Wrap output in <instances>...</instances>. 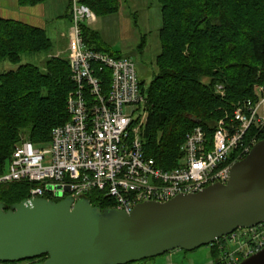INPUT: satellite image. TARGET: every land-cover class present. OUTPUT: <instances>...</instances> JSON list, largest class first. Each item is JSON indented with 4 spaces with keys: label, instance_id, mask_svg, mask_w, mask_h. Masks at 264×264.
<instances>
[{
    "label": "trees",
    "instance_id": "trees-1",
    "mask_svg": "<svg viewBox=\"0 0 264 264\" xmlns=\"http://www.w3.org/2000/svg\"><path fill=\"white\" fill-rule=\"evenodd\" d=\"M17 1L23 8L47 2ZM156 2L161 17L160 53L149 85L139 83L147 114L141 140L145 155L158 168L170 170L177 166L179 149L187 134L201 128L210 139L217 123L231 117L239 103L255 99L256 86L264 88V0ZM80 3L95 17L117 11V0ZM67 4L69 8L70 0ZM81 31L88 49L121 58L104 49L98 34L86 25L81 26ZM51 47L43 29L0 19V66L19 65L23 55L49 52ZM69 73L68 62L59 58L47 61L43 69L19 65L15 71L0 73V174L22 132L37 147L47 144L52 130L68 121L66 99L74 90ZM107 81L106 77L105 85ZM34 187L28 183L0 185V203L8 209L28 200ZM85 197L93 207H115L112 200L96 192ZM209 247L216 262L217 246ZM150 260L153 259L145 261Z\"/></svg>",
    "mask_w": 264,
    "mask_h": 264
},
{
    "label": "built area",
    "instance_id": "built-area-1",
    "mask_svg": "<svg viewBox=\"0 0 264 264\" xmlns=\"http://www.w3.org/2000/svg\"><path fill=\"white\" fill-rule=\"evenodd\" d=\"M70 2L68 66L74 90L66 99L68 121L52 130L45 145L21 139L0 185H35L30 198L77 200L96 192L125 212L139 203H164L225 185L231 166L264 137V88L256 86L255 99L239 103L231 117L217 123L210 139L194 128L180 146L177 166L162 170L143 150L147 114L134 62L88 49L81 26L95 23L96 17L80 0ZM136 112L143 116L134 117ZM214 244L221 253L215 264H240L264 249V223L237 229Z\"/></svg>",
    "mask_w": 264,
    "mask_h": 264
},
{
    "label": "water",
    "instance_id": "water-1",
    "mask_svg": "<svg viewBox=\"0 0 264 264\" xmlns=\"http://www.w3.org/2000/svg\"><path fill=\"white\" fill-rule=\"evenodd\" d=\"M262 223L264 139L231 166L225 185L139 203L130 212L93 207L85 196L30 198L8 209L0 203V264L41 257L32 264H133L193 252ZM240 264H264V249Z\"/></svg>",
    "mask_w": 264,
    "mask_h": 264
},
{
    "label": "rangeland",
    "instance_id": "rangeland-1",
    "mask_svg": "<svg viewBox=\"0 0 264 264\" xmlns=\"http://www.w3.org/2000/svg\"><path fill=\"white\" fill-rule=\"evenodd\" d=\"M66 2L67 0H47L43 7L46 18L43 30L52 43L51 50L36 55H23L19 65H32L43 69L45 63L52 58L68 62L71 52V25L68 18L70 4L68 8ZM86 26L98 34L104 49L131 59L136 66L138 80L145 87L149 85L156 73L155 58L160 53L158 32L161 28V17L156 0H117L116 13L96 17L95 23ZM19 65L3 63L0 73L15 71ZM137 113L134 117L142 115L141 112ZM26 138L27 133L22 132L20 139ZM219 255L221 253L217 258ZM214 260L210 247L205 246L193 252L172 251L153 260L133 264H215Z\"/></svg>",
    "mask_w": 264,
    "mask_h": 264
},
{
    "label": "crops",
    "instance_id": "crops-1",
    "mask_svg": "<svg viewBox=\"0 0 264 264\" xmlns=\"http://www.w3.org/2000/svg\"><path fill=\"white\" fill-rule=\"evenodd\" d=\"M43 7L44 4L23 8L18 5L17 0H0V19L17 21L43 29L46 23Z\"/></svg>",
    "mask_w": 264,
    "mask_h": 264
},
{
    "label": "bare ground",
    "instance_id": "bare-ground-1",
    "mask_svg": "<svg viewBox=\"0 0 264 264\" xmlns=\"http://www.w3.org/2000/svg\"><path fill=\"white\" fill-rule=\"evenodd\" d=\"M211 137V136H210ZM149 158V157H148ZM163 170V169H162ZM48 200H53V201H55V200H57V201H60L61 199L60 198H57V199H48Z\"/></svg>",
    "mask_w": 264,
    "mask_h": 264
}]
</instances>
